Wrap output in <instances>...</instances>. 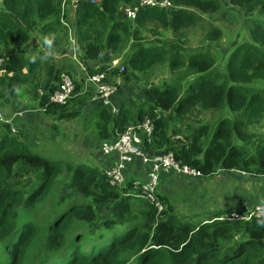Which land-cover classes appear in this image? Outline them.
<instances>
[{"label": "trees", "instance_id": "obj_1", "mask_svg": "<svg viewBox=\"0 0 264 264\" xmlns=\"http://www.w3.org/2000/svg\"><path fill=\"white\" fill-rule=\"evenodd\" d=\"M139 1L83 3L72 17L71 0H1L0 60L10 79L0 78V96L17 94L14 84L23 70L31 72L38 63L25 51L35 31L52 39L54 55L72 49L63 16L90 74L148 82L146 74L159 65L172 76L144 88L139 109L122 103L114 114L100 103L101 144L149 117L155 125L152 142L145 144L149 154L173 152L203 178L236 171L264 180V0H169L170 9L143 7L127 19L123 7ZM223 18L240 26L226 49L217 48L223 30L212 25ZM149 22L161 23L174 37L161 40L158 35L165 34L154 30L156 39H148L142 32ZM192 28L202 35L196 50L185 46ZM114 59L122 73L108 69ZM63 72L50 67L45 96L33 93L45 111L77 116L67 112L73 98L65 106L48 104ZM82 83L75 82L76 92ZM198 108L232 115L221 118L212 135L210 122L184 130L181 120ZM172 109L174 120L165 114ZM178 134L184 141L173 139ZM103 169L41 156L2 123L0 264H264V220L231 221L234 211H244L221 209L197 223L181 222L186 219L167 189H157L163 206L158 213L139 196L135 180L126 176L124 187H112Z\"/></svg>", "mask_w": 264, "mask_h": 264}, {"label": "rangeland", "instance_id": "obj_2", "mask_svg": "<svg viewBox=\"0 0 264 264\" xmlns=\"http://www.w3.org/2000/svg\"><path fill=\"white\" fill-rule=\"evenodd\" d=\"M212 22L213 26L223 30L222 37L218 42L215 43L217 48L226 49L225 45H227L229 41H232V39L235 37L236 32L239 30V24L231 22L229 18L213 20ZM154 30L165 34L158 35L157 38L161 40H163L165 37H174L171 30L166 31L161 23H146L142 34L148 37V39L153 40L156 39L154 37L155 33H153ZM191 32L193 36L189 38L185 46L188 45L191 50H196L202 35L200 30H197L195 28H192ZM235 40L236 39H234V41ZM68 63L75 64L73 59L70 58H68ZM153 70L154 72H149L146 74L148 82L144 81V79L136 81L134 77L130 78L129 86H133L134 93L132 92L131 94L133 96L131 95L130 98H128L131 100L125 101L124 103H129L130 106L134 107L135 109H139L140 105L145 101L144 96H142L144 88L152 86L153 84L159 85L160 80L168 82L171 81L172 76L167 69H163L159 67V65H156ZM107 78L110 84L117 86V88L119 87L118 83L111 82L112 79L108 74ZM120 79L122 81L120 83L121 85H123L125 81L122 78ZM22 85L23 84L21 83V86ZM130 90L131 89H129V91ZM23 93L24 92H21L19 96H21V94L23 95ZM117 93L118 91L116 92V94ZM129 95L130 93H128L126 97H128ZM94 100H96L95 97ZM78 107H80V104H78ZM94 109H96V107L92 108L91 111H87L88 113L86 116L84 113H80V115H78V118H71L73 121L71 120V123H67V129H62L64 130L65 135L60 136L58 138L59 141H57L55 144L47 143V145L45 146L44 142H42L40 145H38V147H31V150L51 160L65 159L72 164L86 163L91 170L99 172L102 168L99 167V161L97 159L98 150L94 140H92V144L89 148H83L79 146L80 143L89 140V138H91L92 135L95 134V131H98L99 124L97 123V120L95 118L96 113ZM173 113V109L171 111L165 112L166 115H170L172 117V120H174ZM230 115H232L231 112H228V115L222 114L221 111H217L214 114L212 112L202 111L198 108L193 113L189 114V116L184 117L181 120L180 125H182V128L185 130L190 125L201 126L206 122H210L212 123V135L219 120ZM83 152L90 153V156ZM233 172L236 176H233L231 178H228L227 174H225L223 171L215 174L212 178H203L202 175L198 177H192L182 175L176 171H170L166 175L167 179L163 181L164 184L162 183L160 185H162L163 188L167 189V191L169 192L170 199L176 206V211L179 212L177 214H179L181 217H185L186 220L183 219L181 220V222L196 221L197 223L200 220L206 218L207 214H211L212 216V214L217 210L229 209L231 207H235L237 203H242V201H244L247 197H250L248 193H251L254 196L261 195V191L259 190V188L257 189L256 184H254L255 181H248L244 179L241 180L240 175H242L243 173L240 174L236 171ZM261 183H264V180H261V178H259L258 184ZM109 214L110 212H108V210L104 212V215L106 216ZM102 220L103 218L101 217V220L99 221ZM99 225L100 224H98L97 226Z\"/></svg>", "mask_w": 264, "mask_h": 264}, {"label": "crops", "instance_id": "obj_3", "mask_svg": "<svg viewBox=\"0 0 264 264\" xmlns=\"http://www.w3.org/2000/svg\"><path fill=\"white\" fill-rule=\"evenodd\" d=\"M68 7L69 9L72 10V15H73L72 17H74L75 16L74 14L77 11V9L74 8L72 5H68ZM68 24L70 26V30H69L70 36L68 37L69 42L73 44L75 41V44L72 45V49H70L71 52L69 50L68 52H64L63 54H56V55L53 54L47 60L41 61L40 57H42L45 53V48L43 45V37L45 35H43L38 30L35 31L33 34V40L28 44L25 51L29 53L31 62L34 60L36 61V59H38V63L33 67V70L31 72H29L27 68L24 69L22 73L23 76L19 84L17 83L14 84V87L20 89V92L18 91V93L15 95H9L8 96L9 98L0 96V116L11 121V124L9 125L10 128L12 126L16 128V130L18 131V133L16 135L14 134V136L19 137L21 141H23L29 147H38V145H40L42 142H44L45 146L47 145V143L55 144L57 141H59L58 138L60 136L65 135L64 130L62 129H67L66 128L67 123L69 122L71 123L72 120L71 118H78V115H80V113H84L86 116L88 113L87 111H91L92 108L96 107L97 111L96 109H94L96 113L95 118L98 124L100 122L99 117L102 108L99 106L100 102L94 100V96L96 94L95 89L94 88L86 89L85 87V79L87 77V74L90 73L86 71V67L80 62V57H79L80 49L74 38L72 26L70 25V23ZM68 58L73 59L75 64H69ZM50 67H52L53 73L60 70L64 71L63 72L64 74H62V76L68 75L66 69L71 70L73 75V77L71 78L74 80V82L76 81L83 82L82 89L75 93L73 102L68 105V109H67L68 113L69 111H71L77 113V116L66 117L64 113L52 112L53 110L51 112L44 111L43 108L41 107V100L39 99V96H36L35 93H33V91L35 90H37L38 92L39 90H43V85L46 83L45 81L48 78ZM3 77L6 78V80L10 79V75L8 74H4ZM124 81L125 83L123 85H121L120 82L122 81L119 77L117 78V80L114 78L111 81L113 83L119 84V88L117 90L118 93L115 95L113 99V104L117 107H119L125 101L131 100L128 98H130V96L132 95L131 93L134 91L133 86L132 87L129 86L130 85L129 80H124ZM21 83L23 84L22 86ZM129 89L131 90L129 91ZM0 90L3 91L4 87H1ZM21 92L24 93L23 95L21 94V96H19ZM128 93H130V95L126 97ZM142 96H143V92H142ZM78 104H80V107H78ZM1 124L2 122H0V126ZM99 133L100 132L98 126V131L97 132L95 131V134H93L91 138L88 137L89 140L80 143L79 146L83 148L84 147L89 148L92 144V140H94L98 150L97 159L99 161V167L102 169L104 167H107L103 169V171H106V169H108L118 160V155L102 154L101 140ZM86 154L90 156V153H86ZM148 167L149 165L148 166L144 165L141 159H134L133 162L127 165L125 173L128 179L131 181L135 180L138 182H144L147 180V173L149 172L150 169V167L149 168ZM167 174L168 173H161L159 187L161 186L163 188V186L160 184H162L163 181L167 179L166 176ZM225 174H227L228 178L236 176L234 172L231 173L226 172ZM240 177L241 180L244 179L248 181L249 180L255 181L254 184H256L257 189L259 188V190L261 191V195L254 196L253 194L248 193L250 197H247L244 201H242V203H240L241 205L237 203L235 207H231L229 209H232L233 211L236 209H241L244 212H246L254 208L255 205L264 204L262 203L264 202V183L258 184L259 180L251 179L250 177L249 178L245 177V174L240 175ZM234 212H238V211H234Z\"/></svg>", "mask_w": 264, "mask_h": 264}, {"label": "built area", "instance_id": "obj_4", "mask_svg": "<svg viewBox=\"0 0 264 264\" xmlns=\"http://www.w3.org/2000/svg\"><path fill=\"white\" fill-rule=\"evenodd\" d=\"M100 2L101 0H71L72 6L76 9L83 3L96 4ZM143 7L170 9L173 6L169 0H140L136 5L124 6L122 13L127 19L133 20L137 17ZM64 12L65 5H62V15H64ZM61 21L70 30V26L64 20L63 16ZM73 44H75V41ZM3 63L4 61L0 60V78L5 74ZM116 68H120V73L124 71V67L121 66L119 59H114L108 69L113 70ZM85 87L86 89L94 88L96 92L94 96L95 99L104 106H109L113 113L116 114L118 112V107L113 104V97L118 88L108 82L106 72L87 74ZM75 90L76 86L74 80L69 75H63L58 89L50 94L48 104H56L59 106L67 105L69 101L74 98ZM39 95L43 98L45 96V91L39 90ZM43 110L45 111L46 108ZM0 122L8 125L11 124L10 120H7L2 116H0ZM11 131L15 135L18 133L16 128L12 126ZM154 133L155 125L153 120L149 117H145L137 123L128 125L122 133L117 134L115 140L103 141L101 144V152L104 155H118V160L104 172L109 185L115 188H121L126 185V168L129 163L134 161V159H141L144 165H149L150 169L147 173V180L144 182L134 181L133 186L136 189H139V196L153 204L158 209L159 213L163 211L162 202L157 196L161 173L176 171L182 175L192 177L201 176L202 173L197 169L183 164L176 158L173 152L156 155L149 154L145 149V144H150L152 142ZM173 139L184 141V138L181 135H176ZM254 218L264 220V204L256 205L247 213H233L231 214L230 220L238 222Z\"/></svg>", "mask_w": 264, "mask_h": 264}, {"label": "clouds", "instance_id": "obj_5", "mask_svg": "<svg viewBox=\"0 0 264 264\" xmlns=\"http://www.w3.org/2000/svg\"><path fill=\"white\" fill-rule=\"evenodd\" d=\"M52 44H53V41H52V39L49 36H44L43 37V45H44V48H45V53H44V55L42 57H40L41 61L47 60L51 55H53V53L51 51ZM262 203H264V202H262ZM247 212L248 211L242 212V213H247Z\"/></svg>", "mask_w": 264, "mask_h": 264}]
</instances>
